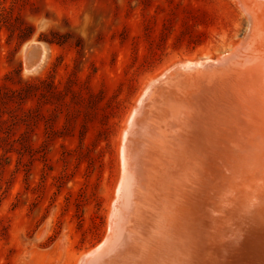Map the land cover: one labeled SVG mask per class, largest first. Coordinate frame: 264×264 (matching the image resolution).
<instances>
[{
  "label": "rangeland",
  "instance_id": "1",
  "mask_svg": "<svg viewBox=\"0 0 264 264\" xmlns=\"http://www.w3.org/2000/svg\"><path fill=\"white\" fill-rule=\"evenodd\" d=\"M257 1L0 0V264H78L105 240L125 135L142 100L170 95V87L155 94L156 85L173 64L192 60H211L208 75L251 84L247 63L264 54V1ZM208 168L216 185L230 173ZM250 171L233 178L242 196L264 181ZM213 204L203 209L208 219L219 216ZM213 224L195 264L228 255V264H264V225L248 219L221 232Z\"/></svg>",
  "mask_w": 264,
  "mask_h": 264
},
{
  "label": "bare ground",
  "instance_id": "2",
  "mask_svg": "<svg viewBox=\"0 0 264 264\" xmlns=\"http://www.w3.org/2000/svg\"><path fill=\"white\" fill-rule=\"evenodd\" d=\"M45 53H42L43 57ZM263 56L258 50L253 62L247 63L246 73L251 84L245 79H230L226 74L208 75L203 67L211 60H192L169 70L156 85L159 89L155 94L162 87H170V95L162 92V100L158 97L142 100L145 112L142 108L136 110L129 131L124 133L123 176L111 213L110 232L105 239L111 238L114 243L110 242L112 247L100 258L99 264H195L199 247L204 244V234L210 233L206 232L209 222L221 232L227 229L233 232L232 227L248 219L264 225V181L251 184L248 181L251 187H247L252 192L248 196H242L238 190L240 185L237 189L234 184L250 171L249 168L253 179L264 175L261 164L264 159V68H257L263 66ZM132 132L134 136H131ZM220 158L223 160L221 166H227L225 169L230 173L227 177L220 175L223 183L219 181L216 185L208 166L214 171L220 169L221 166H216ZM215 176L217 178L216 173ZM224 186L231 187L227 192H221L220 188L225 189ZM211 202L219 206H214L218 208L219 216L208 219V211L203 209H210ZM117 225L120 235L115 238ZM238 235L236 237H240ZM206 247L210 253V248ZM86 254L88 252L82 254L78 264H84ZM235 254L233 258H238Z\"/></svg>",
  "mask_w": 264,
  "mask_h": 264
},
{
  "label": "water",
  "instance_id": "3",
  "mask_svg": "<svg viewBox=\"0 0 264 264\" xmlns=\"http://www.w3.org/2000/svg\"><path fill=\"white\" fill-rule=\"evenodd\" d=\"M247 2H251L252 0H246ZM263 3V1H261ZM254 6V5H252ZM256 7V6H255ZM240 50V49H239ZM239 52H243V50H240ZM180 63H177L173 66V68L177 65H179ZM172 68V69H173ZM164 76V75H163ZM162 76L158 77L157 79H155L156 81L160 80ZM117 230H116V234L114 235L115 238L118 237L120 235V231H119V226H116ZM106 239V238H105ZM114 241L110 238L108 240H104L100 245H98L96 248L92 249L91 251L88 252V254H86L85 256V262L84 264H93L94 262L97 261L96 264H99V261L102 260L100 259L102 256H104L108 250L109 247H112V245H110L111 243ZM112 251V249L110 250ZM99 259V260H98ZM90 262V263H88Z\"/></svg>",
  "mask_w": 264,
  "mask_h": 264
}]
</instances>
